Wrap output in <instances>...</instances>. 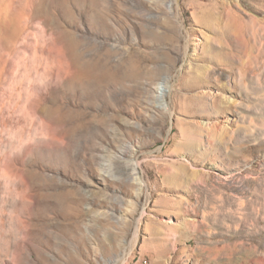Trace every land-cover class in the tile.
I'll list each match as a JSON object with an SVG mask.
<instances>
[{"label": "rangeland", "instance_id": "374dc122", "mask_svg": "<svg viewBox=\"0 0 264 264\" xmlns=\"http://www.w3.org/2000/svg\"><path fill=\"white\" fill-rule=\"evenodd\" d=\"M0 264H264V0H0Z\"/></svg>", "mask_w": 264, "mask_h": 264}, {"label": "bare ground", "instance_id": "6f19581e", "mask_svg": "<svg viewBox=\"0 0 264 264\" xmlns=\"http://www.w3.org/2000/svg\"><path fill=\"white\" fill-rule=\"evenodd\" d=\"M164 89H165V88H164L163 86H161V85L158 87V90L161 91V94H162V92L164 91ZM163 106H164V105H163ZM126 163H127L128 165L131 166V170H132L131 173H132V175H134L135 178H138V177L136 176V173L134 172V171H135V163H134L132 160H130L129 162H126ZM135 178H134V179H135ZM132 179H133V178H132ZM137 181L139 182V184H142L141 181H140V179H137ZM137 181L135 180V182H137Z\"/></svg>", "mask_w": 264, "mask_h": 264}]
</instances>
